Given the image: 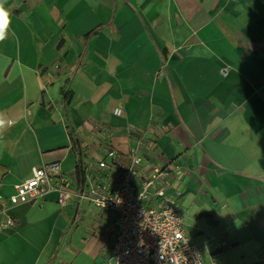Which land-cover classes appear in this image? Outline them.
<instances>
[{
    "label": "crops",
    "instance_id": "crops-1",
    "mask_svg": "<svg viewBox=\"0 0 264 264\" xmlns=\"http://www.w3.org/2000/svg\"><path fill=\"white\" fill-rule=\"evenodd\" d=\"M5 6L0 196L52 164L73 195L65 209L55 193L0 202V264H110L113 216L78 198L77 178L108 138L121 164L137 148L144 167L183 178L187 236L210 264H264V0Z\"/></svg>",
    "mask_w": 264,
    "mask_h": 264
},
{
    "label": "built area",
    "instance_id": "built-area-1",
    "mask_svg": "<svg viewBox=\"0 0 264 264\" xmlns=\"http://www.w3.org/2000/svg\"><path fill=\"white\" fill-rule=\"evenodd\" d=\"M117 155L109 138L100 140L98 150L81 163L87 186L78 196L113 216L110 264H210L213 258L187 236L176 190L183 178L173 183V170L144 167L137 148L129 151V165L121 164ZM52 193L61 209L70 205L72 179L59 164L34 170L30 179L15 187L13 196L7 201L0 196V202H5V212L8 206L35 203ZM14 227L12 217L3 220L2 228Z\"/></svg>",
    "mask_w": 264,
    "mask_h": 264
},
{
    "label": "clouds",
    "instance_id": "clouds-1",
    "mask_svg": "<svg viewBox=\"0 0 264 264\" xmlns=\"http://www.w3.org/2000/svg\"><path fill=\"white\" fill-rule=\"evenodd\" d=\"M7 0H0V40L6 35L10 23L11 10L6 8ZM5 121L0 119V127H3Z\"/></svg>",
    "mask_w": 264,
    "mask_h": 264
},
{
    "label": "trees",
    "instance_id": "trees-1",
    "mask_svg": "<svg viewBox=\"0 0 264 264\" xmlns=\"http://www.w3.org/2000/svg\"><path fill=\"white\" fill-rule=\"evenodd\" d=\"M95 35V33H93V34H91L90 36H88V38H91V37H93ZM64 98L65 99H67V96L66 95H64ZM77 178H78V180L82 183L83 181H84V179H83V174L81 173V171H77Z\"/></svg>",
    "mask_w": 264,
    "mask_h": 264
}]
</instances>
